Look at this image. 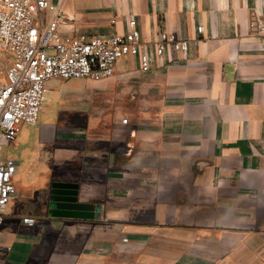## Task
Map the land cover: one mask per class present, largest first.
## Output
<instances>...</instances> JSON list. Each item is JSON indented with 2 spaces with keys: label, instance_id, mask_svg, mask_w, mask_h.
Returning a JSON list of instances; mask_svg holds the SVG:
<instances>
[{
  "label": "crops",
  "instance_id": "crops-1",
  "mask_svg": "<svg viewBox=\"0 0 264 264\" xmlns=\"http://www.w3.org/2000/svg\"><path fill=\"white\" fill-rule=\"evenodd\" d=\"M49 2L66 34L126 33L135 15L152 68L128 57L90 81L86 112L21 125L2 151L17 193L2 210L0 264H264V39L250 28L264 0ZM161 32L200 43L158 57ZM55 181L78 183L101 219L50 217Z\"/></svg>",
  "mask_w": 264,
  "mask_h": 264
},
{
  "label": "built area",
  "instance_id": "built-area-1",
  "mask_svg": "<svg viewBox=\"0 0 264 264\" xmlns=\"http://www.w3.org/2000/svg\"><path fill=\"white\" fill-rule=\"evenodd\" d=\"M67 20L49 0H0V53L10 56L8 83L0 89V226L4 222L2 210L17 193V164L4 158L2 151L15 142L22 124H38L47 82L53 78L103 81L113 77L117 64L128 57H138L141 71L152 68V54L142 41L135 15L129 16L126 33L110 37L66 34L62 28ZM250 28L264 39V20L253 16ZM203 30L198 29L200 33ZM191 42L199 45L200 40L161 32L155 54L162 57L171 47L187 53ZM122 122L128 124L129 119ZM23 223L32 227L37 220L25 216Z\"/></svg>",
  "mask_w": 264,
  "mask_h": 264
},
{
  "label": "rangeland",
  "instance_id": "rangeland-1",
  "mask_svg": "<svg viewBox=\"0 0 264 264\" xmlns=\"http://www.w3.org/2000/svg\"><path fill=\"white\" fill-rule=\"evenodd\" d=\"M6 74V65L0 62V78ZM59 82L49 91L46 89V99L40 110V123H55L63 116L69 117L76 111H87L94 101L93 83L86 79H70L69 81L58 80ZM47 88V85H46ZM108 96L105 98L107 99ZM104 98V97H103ZM63 114V115H61ZM12 150H4L3 155L14 157ZM17 178V172L15 173ZM14 175V176H15ZM16 182V181H14ZM15 185V184H14ZM233 260L234 257H228Z\"/></svg>",
  "mask_w": 264,
  "mask_h": 264
},
{
  "label": "water",
  "instance_id": "water-1",
  "mask_svg": "<svg viewBox=\"0 0 264 264\" xmlns=\"http://www.w3.org/2000/svg\"><path fill=\"white\" fill-rule=\"evenodd\" d=\"M78 183L55 181L49 193V215L52 218L70 220H99L102 205L83 203L79 200Z\"/></svg>",
  "mask_w": 264,
  "mask_h": 264
}]
</instances>
